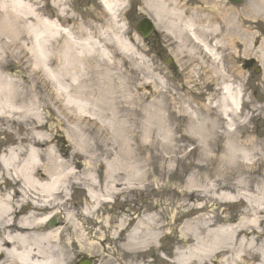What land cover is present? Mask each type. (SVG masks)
Instances as JSON below:
<instances>
[{
  "label": "bare ground",
  "instance_id": "6f19581e",
  "mask_svg": "<svg viewBox=\"0 0 264 264\" xmlns=\"http://www.w3.org/2000/svg\"><path fill=\"white\" fill-rule=\"evenodd\" d=\"M167 1L141 0L146 8L153 11L150 16L156 28L168 36L174 53L186 50L191 59L198 60V66L205 68V62H208L215 69L217 78H222V84H216L215 97H207L203 104L194 107L190 99L180 96L179 90L173 87L168 92L171 94L169 104L172 105L168 111L165 76L155 73L151 82L154 91L149 93L154 98L143 106L145 95L140 97L132 93L128 83L132 77L120 70L123 58L131 59L135 55V46L122 32L124 25L117 21L119 12L125 8L124 0L97 1L109 19L99 27L93 26L95 23L89 27L70 25L64 18L66 13L60 0L52 1L59 16L55 20L42 17L40 8L28 0H0V122H13L15 117L29 114L24 107H21L23 111L14 107L24 95L13 81L1 77L6 59L20 61L23 55L29 57L31 69L42 72L53 86L60 82L62 101L81 121L95 125L98 120L108 121L128 134L131 132L130 125H126L129 123L128 117L133 118L143 112L149 118V125H144L147 137L157 129L163 132L161 143L164 147L182 143L180 148L177 147L182 153L180 157L159 153L162 162L176 164L185 160L189 154L183 153L184 147L192 142L200 147L199 154L206 156L205 164H192L196 172L186 180L184 192L192 190L194 194L211 198L209 200L240 202L248 208L238 223L221 220L220 224L200 214L202 218L199 217L198 221L203 226L201 230L205 231L204 236L197 232L198 227L184 221V240L188 239L192 244L187 247L186 241L181 240L183 248L176 247V253L171 257L173 263L210 264L212 259H219V264H248L250 259L245 257L247 250L255 255L252 264H264V151L255 149L254 145L233 146V130L239 125L245 126L250 115L243 113L248 103L244 99L243 85L234 87L227 81L225 72L217 69L221 61L219 51L222 42L218 36L219 27H197L193 19L187 17L179 7L166 4ZM248 5L253 12L264 17V0H249ZM165 15L169 17L164 18ZM228 43L234 48L240 47L234 40L230 39ZM247 52L244 49L242 55L245 56ZM116 55L121 58L117 59ZM52 67H60V78L53 74ZM193 71L191 67L189 72ZM182 87L184 89L185 85ZM178 118L188 120L189 125L184 132L187 134L183 133L180 137L167 134L163 130L164 122L170 120L175 123ZM42 127L41 124L35 125L30 133L31 139L24 140L27 146L8 148L5 155L0 157V264H67L71 253L66 244L60 242V231L46 227L49 218L66 206L67 202L60 200L65 199L77 185L86 198V203L80 205V213L92 216L101 203L110 202L117 193L115 187L118 183L114 182L118 177L123 181L119 184L123 189H131L135 185L145 189L146 181L142 178L150 175V171L144 168L150 166L152 155L149 153L145 160L139 157L145 151L139 145V155H135L130 150L129 141L122 138L119 145L122 143L120 150L123 156H127L126 162L118 160V156H121L119 149L111 159L108 158L110 151L105 149L107 157L101 159L104 171L100 182L93 169L77 171L74 164L60 160L53 149L42 151L37 148H43L47 141ZM222 134L224 154L218 157L216 173H209L205 169L212 157L208 156L212 154L216 138H221L222 143ZM75 136L78 138L73 141L76 151L84 153L88 146L85 135L78 132ZM213 158V161L217 159ZM93 161L96 162V158ZM231 165L236 167L234 172L237 177L229 187L227 182L233 169ZM256 174L260 176L258 182H254ZM197 175L203 176V179H197ZM197 182H200L199 185ZM5 185L8 190L3 191L2 186ZM159 189L167 190V186H160ZM67 208L65 226L72 225L76 211L75 208ZM199 210H203V207H199ZM109 220L104 219L111 224ZM116 228L115 239L122 238L127 247L147 245L156 249L157 253H161V241L172 234L171 228L166 231L168 233L162 234L158 213H147L129 221L120 219ZM231 246L235 247V252ZM159 257L163 258L162 254Z\"/></svg>",
  "mask_w": 264,
  "mask_h": 264
},
{
  "label": "rangeland",
  "instance_id": "374dc122",
  "mask_svg": "<svg viewBox=\"0 0 264 264\" xmlns=\"http://www.w3.org/2000/svg\"><path fill=\"white\" fill-rule=\"evenodd\" d=\"M28 1L40 8L42 17L50 18V20L59 17L57 16V9L53 7V0ZM248 1L244 0L242 4L233 6L224 1L202 0V7L207 6L208 9L205 15L207 19L202 20L201 25L219 27L220 33L218 36L222 41L219 52L222 53V65L220 64L217 69L219 68V71L223 70L222 73L225 72L227 77L225 78L234 87L238 84L243 85L244 99L248 102L243 108V113L245 115L251 114L253 122L258 120L255 133L249 132L253 126L252 120H250L249 124L244 127H247L244 129L245 132L238 130L235 135L233 134V146L255 144L254 146L257 149L264 151V17L258 12H253L248 5ZM60 3L66 13L64 18L66 17L70 25H79L78 23L85 27H89L94 23L93 26L97 25L99 27V25H102L101 22L103 21L99 19V10L94 0H60ZM135 4L137 5V0H135ZM192 4L195 5L196 1H192ZM137 6L141 11V7ZM178 6H181V4L178 3ZM137 11H134V13ZM168 16L165 15L164 17ZM134 26V23L133 25L124 24L122 32L135 46L134 56L137 60L134 56L131 59L123 58L124 62L120 70L124 73L127 72V75L132 77L131 80H128L132 93L140 97L145 95L142 100L143 106L154 98L150 97L149 93L154 91L151 82H153L155 73L165 76L167 84L165 103L168 111L171 110L172 106L169 104L171 94L168 92L172 91L173 87L179 90L180 96L190 99L194 107L203 104L207 97H215L216 84H222V78L221 80L217 78V73L215 69H212L210 63L205 62L206 67L202 68L198 66L196 58L191 59L186 54V50L185 52L174 53L170 40L166 39L168 37L159 32L155 38L153 36L143 41L134 32ZM230 39L236 43L240 42L243 46L240 45L239 48H234L228 43ZM244 49L248 51L245 56L242 55ZM115 57L117 59L121 58L119 55ZM171 59L174 61V65ZM28 60L27 55L21 56L20 61L8 58L4 63L6 67L3 66L1 77L7 81H13L18 90L22 92L21 94L24 95L22 99L14 104V107L16 109L20 108V111H23L21 107H24L30 115L15 117L12 119L13 122L5 120L0 122V156L2 153L5 154L8 148L27 146L28 143L24 140L26 138L31 139L30 133L36 124L43 125L41 131L47 137L46 145L43 148H37L42 151L53 149L60 160L68 164H74L77 171L93 169L97 177L100 178V182H102L104 171L101 159L107 157L105 149L110 151L108 158H113L117 155V150L122 148V143L119 145L122 138L129 141L130 150L135 155H139L137 151L140 147L137 150L138 145L145 150L139 157L145 160L149 153L152 155V159L149 161L150 166L144 168V170L150 171L148 177L142 178L146 181L145 189L140 188V185H135L131 189H123V186L119 185L123 181L118 177L114 182L118 183L116 184L118 186L115 187L117 193L111 197L110 202L101 203L96 208V213H94L96 221H92L88 214H73V224L78 227V231L72 225H66L62 232L65 234V241H68L67 237L76 241L74 242L76 245H72L71 249H75L76 254L81 253L78 255L79 259L87 255L90 257L95 256L97 264H165L158 257L156 249L151 246L144 245L138 248V245L134 244L127 247L122 238L116 240V231H118L116 227L120 219L129 221L147 213H158L162 234L168 233L166 231L169 228L172 229L171 236L161 241L162 248L160 250L173 257L176 253V247L183 248L181 240L186 241L184 243L187 247L192 244L190 240H184L185 231L182 229L184 221L198 227L197 232L200 231L204 236L205 231L201 230L203 226L198 221L199 217H211L214 222L217 220V223L220 224L222 223L221 220L238 223L243 214L247 213L248 208L243 203H232L230 201L219 203V201L213 199L209 200L211 198H204L202 195H197V193L194 194L192 190H189V192L183 191L186 180L193 172H196L192 164L206 163V156L199 154L201 152L200 147L194 145L193 142L188 143V146L184 147L183 150L184 154H189L188 158L180 160L176 164L164 163L160 159L159 153L164 156L180 157L182 153H179L181 151L179 148L182 143H173L164 147L161 143V138L164 137L163 132L157 129L147 137L144 133V125H149V118L143 112L139 116L128 117L129 123L126 125H130L131 128V132L128 134L121 132L118 126L113 127V124H109L108 121L98 120L96 124L98 126L86 120L81 121L62 101L60 82L53 86L42 72L31 69ZM169 60L170 63L167 64ZM191 67L194 68L193 72H189ZM52 69H54L53 74L58 75L60 78V67H52ZM257 69H259V72H256ZM128 71L134 73L130 74ZM183 84L188 90L183 89ZM146 97L150 98L146 99ZM164 123L163 130L167 134H174L176 137H180L189 125L186 118H178L175 123L170 120H168V123ZM78 132L85 135L88 141L84 153L77 152L73 143V141L78 140L75 136ZM186 134L184 133V135ZM245 134L247 135L244 136ZM223 140V136L222 143L220 142L221 138H216L215 146L212 147V154L208 156V158L212 157L205 169L209 173L214 174L217 171L218 157L221 153L222 156L224 154ZM193 148H196V150L192 151ZM170 152L179 154H167ZM120 155L118 160L126 162L127 156H123L122 150H120ZM213 157L217 159L213 161ZM93 158H96V162L93 161ZM85 164L87 165L85 166ZM231 166L233 169L232 171L230 169L231 172L228 175L227 182L229 187L237 177V173L234 172L236 167ZM262 169H264V165ZM203 172H199V174ZM197 176V179H203V176ZM257 179H260L259 175L255 176L254 182H258ZM154 181H156L155 184H153ZM199 183L196 184L199 185ZM156 185L157 188H154ZM160 186L162 188L167 186V190H160ZM7 187V185L2 186V190H8ZM62 201L67 203L65 207L60 209V212L64 213L65 210H68V206L69 209L75 208L78 212V206L86 203V198L84 191L76 185L68 192L65 199L60 200V202ZM199 207H203V210H199L200 212H198ZM200 214L203 216H199ZM104 219H110L109 221L112 223H106ZM231 248H234L235 252V247L231 246ZM140 252L144 253L141 254ZM245 254V257L250 259L248 264H252V261L256 259L255 255L251 251L247 252V250ZM74 258L71 260L72 262ZM212 260L219 261V259ZM211 264L213 263L211 262Z\"/></svg>",
  "mask_w": 264,
  "mask_h": 264
},
{
  "label": "water",
  "instance_id": "95a60500",
  "mask_svg": "<svg viewBox=\"0 0 264 264\" xmlns=\"http://www.w3.org/2000/svg\"><path fill=\"white\" fill-rule=\"evenodd\" d=\"M230 1H232L233 3L240 2V0H230ZM152 29H153L152 23H150V21L148 20H144L137 26L136 31L139 32L142 35V37H146L150 33V31H152ZM86 264L88 263L86 262Z\"/></svg>",
  "mask_w": 264,
  "mask_h": 264
},
{
  "label": "flooded vegetation",
  "instance_id": "af4514ba",
  "mask_svg": "<svg viewBox=\"0 0 264 264\" xmlns=\"http://www.w3.org/2000/svg\"><path fill=\"white\" fill-rule=\"evenodd\" d=\"M139 1L141 0H137V3H139ZM188 3H190L191 0H187ZM131 2H134L135 3V0H131ZM198 2V1H197ZM191 4V3H190ZM57 224H60V219L58 220ZM60 226V225H59ZM165 255L169 256L167 252L164 253ZM71 264H74V261L71 263ZM95 264V263H94Z\"/></svg>",
  "mask_w": 264,
  "mask_h": 264
}]
</instances>
